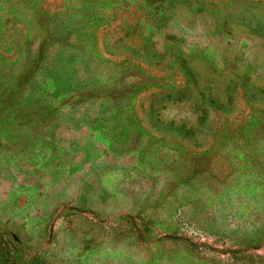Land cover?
Returning a JSON list of instances; mask_svg holds the SVG:
<instances>
[{
	"label": "rangeland",
	"instance_id": "rangeland-1",
	"mask_svg": "<svg viewBox=\"0 0 264 264\" xmlns=\"http://www.w3.org/2000/svg\"><path fill=\"white\" fill-rule=\"evenodd\" d=\"M0 264H264V0H0Z\"/></svg>",
	"mask_w": 264,
	"mask_h": 264
}]
</instances>
